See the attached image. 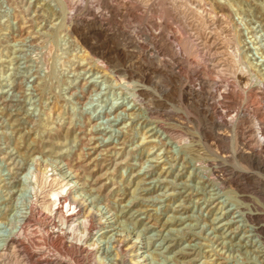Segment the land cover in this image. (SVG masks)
Wrapping results in <instances>:
<instances>
[{"label": "rangeland", "instance_id": "obj_1", "mask_svg": "<svg viewBox=\"0 0 264 264\" xmlns=\"http://www.w3.org/2000/svg\"><path fill=\"white\" fill-rule=\"evenodd\" d=\"M217 1L233 11L229 25L250 47L240 52L264 76V0ZM67 11L65 0H0V252L29 215L40 168L97 216L99 264L117 263L119 239L133 264H264L250 206L210 175L214 153L197 130L179 142L138 104L137 81L90 68ZM31 224L27 248L0 264H26V250L49 242Z\"/></svg>", "mask_w": 264, "mask_h": 264}, {"label": "bare ground", "instance_id": "obj_2", "mask_svg": "<svg viewBox=\"0 0 264 264\" xmlns=\"http://www.w3.org/2000/svg\"><path fill=\"white\" fill-rule=\"evenodd\" d=\"M82 1L65 0L67 31L82 43L87 64L116 80L137 81L138 104L174 139L186 140L190 129L197 130L214 153L207 160L210 175L249 204L246 218L264 244L263 68L250 60L253 54L241 53L250 47L229 25L231 8L217 0H85L83 10ZM100 33L113 38H91ZM229 98L238 105L234 116ZM63 183L39 168L29 215L2 248L0 262L18 244L26 247L35 220L49 242L26 250V264H99L92 234L101 223L86 206L77 209ZM43 209L47 229V221L36 219ZM124 245L119 239L115 264L136 263Z\"/></svg>", "mask_w": 264, "mask_h": 264}]
</instances>
